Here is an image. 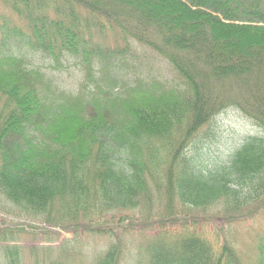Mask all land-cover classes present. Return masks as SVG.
<instances>
[{"label":"trees","instance_id":"obj_1","mask_svg":"<svg viewBox=\"0 0 264 264\" xmlns=\"http://www.w3.org/2000/svg\"><path fill=\"white\" fill-rule=\"evenodd\" d=\"M1 1L24 17L29 47L52 69L82 50L86 75L83 94L67 93L0 44V211L40 223L5 218L0 243L27 231L58 235L48 227L102 238L105 215L136 212L160 228L127 264H264L261 247L247 263L230 241L198 232L195 218L229 225L264 214V0ZM91 29L162 57L182 87L137 73L118 85L111 75L121 63L87 41ZM105 54L112 63L96 79L91 61ZM227 110L263 137L207 168L184 145L189 138L192 151ZM122 248L108 242L95 264H121ZM0 264H23L22 250L0 246Z\"/></svg>","mask_w":264,"mask_h":264},{"label":"rangeland","instance_id":"obj_2","mask_svg":"<svg viewBox=\"0 0 264 264\" xmlns=\"http://www.w3.org/2000/svg\"><path fill=\"white\" fill-rule=\"evenodd\" d=\"M52 15V14H51ZM50 18H56L52 15ZM84 26L90 28V23L83 22ZM29 29L24 17L18 16L6 4L0 0V44L3 54H13L21 58H25L29 66L41 68L42 72L47 75V78L56 83V85L67 93L79 94L84 93V76L86 70L80 65L83 60L81 58L82 50L79 56L62 55L60 64L62 68L52 69L55 63L46 55H42L29 47L28 40ZM87 41H92L93 45L100 46L103 53L113 52L116 55L119 63L118 69L112 72L111 77L120 85L123 81L129 82L131 78H136L134 73L140 74L141 77H153L161 83L168 86H181V82L171 69L169 64L161 57L152 51L133 44L130 47L125 46L121 40L110 33L98 35L94 29H91L90 38ZM112 63V59L106 54L99 58L94 57L91 65L95 68L94 76L96 79L103 76L102 67ZM109 68V73L111 72ZM121 82V83H120ZM92 86H88V91H92ZM210 135L205 138L206 134ZM263 133L256 129L252 124L243 118L234 110H227L219 116L212 131L208 132L207 128H203L196 136L193 142L192 151L186 149L190 143L189 138L184 145L183 152L187 156L195 155L197 152L201 161H204L209 167L223 166L230 158L231 154L237 150L242 143L248 138H262ZM182 140V139H181ZM175 151L181 143L177 141ZM182 153V154H184ZM140 211V210H139ZM0 214L5 215L0 211ZM8 216V215H7ZM139 215L136 212H117L104 216L105 230L108 231L105 237H95L87 232H79L78 236L70 232L62 230L52 231L58 235L43 236L41 231L19 233L17 241L0 243V246L18 247L22 250L23 264H94L95 258L105 250L108 242L116 243L118 240L123 249L121 264H127L129 261H134L133 257H127L128 253L136 254L142 246H146L153 239V236L159 231L160 226L157 224L148 225L139 221ZM199 223L198 232L202 235L215 238L218 242L223 240L230 241L236 248L240 257L245 262H250L258 247L264 250V214H257L252 220L246 222H238L233 224H222L211 222L209 224L201 223L200 216L195 215ZM14 224H30L39 226L40 223H23L9 219ZM188 220H191L189 217ZM6 222L4 217L0 216V222ZM33 222V221H30ZM11 226V230H15ZM2 229V227H0ZM46 229H50L49 227ZM29 230V229H27ZM112 230V231H110ZM19 231V230H17ZM112 232V233H111ZM50 234V233H49ZM47 238V239H46ZM33 248V252L30 250ZM55 249L50 258H42L43 252L47 249ZM57 249H60L57 251Z\"/></svg>","mask_w":264,"mask_h":264},{"label":"water","instance_id":"obj_3","mask_svg":"<svg viewBox=\"0 0 264 264\" xmlns=\"http://www.w3.org/2000/svg\"><path fill=\"white\" fill-rule=\"evenodd\" d=\"M1 216H3V215H1Z\"/></svg>","mask_w":264,"mask_h":264}]
</instances>
